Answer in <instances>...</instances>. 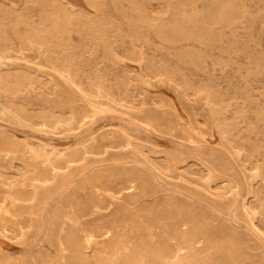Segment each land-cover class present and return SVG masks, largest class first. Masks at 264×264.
Masks as SVG:
<instances>
[{
	"label": "rangeland",
	"instance_id": "rangeland-1",
	"mask_svg": "<svg viewBox=\"0 0 264 264\" xmlns=\"http://www.w3.org/2000/svg\"><path fill=\"white\" fill-rule=\"evenodd\" d=\"M1 11L0 196L53 183L41 181L44 206L20 199L0 216V264L57 257L60 213L71 235L106 246L102 264H264V0H0ZM4 222L32 223L33 240L9 239Z\"/></svg>",
	"mask_w": 264,
	"mask_h": 264
},
{
	"label": "bare ground",
	"instance_id": "bare-ground-1",
	"mask_svg": "<svg viewBox=\"0 0 264 264\" xmlns=\"http://www.w3.org/2000/svg\"><path fill=\"white\" fill-rule=\"evenodd\" d=\"M96 3V2H95ZM2 4V3H1ZM32 4H34V3H32ZM240 4V3H239ZM39 5V4H38ZM99 6V5H98ZM24 7V6H23ZM27 7V6H26ZM33 7H34V5H33ZM44 7H46V6H44ZM37 8V7H36ZM48 8V7H47ZM59 8V7H58ZM62 8V7H61ZM5 9V8H4ZM9 9V8H8ZM44 9V8H43ZM11 10V9H10ZM23 10V9H22ZM48 10H49V8H48ZM99 10V9H98ZM165 10V9H164ZM5 11V10H4ZM24 11V10H23ZM34 11H37V10H34ZM40 11V10H39ZM42 11V10H41ZM151 11V10H150ZM6 12V11H5ZM9 12V11H8ZM61 12V11H60ZM0 13H4V12H0ZM58 13V12H57ZM99 13V12H98ZM52 14H53V12H52ZM1 15L2 14H0V18H1ZM12 15H13V13H12ZM29 15V14H28ZM54 15V14H53ZM53 15H51V16H53ZM59 15H61L60 13H59ZM58 15V16H59ZM157 15V14H156ZM159 15H160V13H159ZM7 16V15H6ZM11 16V15H10ZM9 16V17H10ZM16 16V15H15ZM30 17V16H29ZM55 18H56V16H54ZM4 18H5V16H4ZM15 18V17H14ZM18 18V17H17ZM34 18H35V16H34ZM40 18V17H39ZM63 18H65V17H63ZM63 18H61L62 20L61 21H63ZM6 19V18H5ZM8 19V18H7ZM6 19V20H7ZM10 19V18H9ZM8 19V20H9ZM29 19V18H28ZM33 19V18H32ZM36 19H38V18H36ZM59 19H60V17H59ZM12 20H13V18H12ZM57 20H58V18H57ZM10 21V20H9ZM9 21H7V22H9ZM55 21V20H54ZM15 23H16V20L14 21ZM19 22V21H18ZM59 22V21H58ZM1 23H3L2 21H1ZM12 23V22H11ZM25 23V22H24ZM37 23H38V21H37ZM56 23V22H55ZM61 23V22H60ZM67 23V22H66ZM14 24V23H13ZM19 24H21V23H19ZM18 24V25H19ZM5 25V24H4ZM58 25V24H57ZM57 25H56V27H57ZM64 25V24H63ZM5 26H7V25H5ZM26 26V25H25ZM41 26V25H40ZM43 26V25H42ZM1 27V26H0ZM8 27H10V26H7V28ZM17 27V26H16ZM19 27V26H18ZM28 27V26H27ZM26 27V28H27ZM112 27V26H111ZM29 28V27H28ZM48 28V27H47ZM62 29H63V27H61ZM113 28V27H112ZM13 29H15V26H14V28ZM17 29V28H16ZM33 29V28H32ZM29 30V29H28ZM61 30V29H60ZM2 32H5V30L4 31H2ZM44 32V31H43ZM42 32V33H43ZM47 32H48V30H47ZM46 32V33H47ZM6 33V32H5ZM17 33V32H16ZM20 33V32H19ZM25 33V32H24ZM31 33V32H30ZM45 33V32H44ZM45 33V34H46ZM63 33H65V31L63 32ZM80 33V32H79ZM78 33V34H79ZM27 34V33H26ZM66 34V33H65ZM97 34V33H96ZM6 35V34H5ZM23 36V35H22ZM50 37V36H49ZM1 38V37H0ZM6 38V37H5ZM5 38H3V40L5 39ZM23 39V38H22ZM25 39V38H24ZM31 39V38H30ZM29 39V40H30ZM50 39H52V37L50 38ZM49 39V40H50ZM128 39V38H127ZM27 41V40H26ZM58 41V40H57ZM5 42V41H4ZM12 42V41H11ZM10 42V43H11ZM6 43V42H5ZM9 43V44H10ZM50 43V42H49ZM61 43V42H60ZM130 43V42H129ZM2 44V43H1ZM12 44V43H11ZM26 44V43H25ZM36 44V43H35ZM136 45V44H135ZM11 46V45H10ZM40 46V45H39ZM60 46V45H59ZM139 46V45H138ZM183 46V45H182ZM12 47H13V45H12ZM15 48V47H14ZM17 48V47H16ZM28 48V47H27ZM26 48V49H27ZM66 48H67V46H66ZM4 49H5V47H4ZM6 49H8V48H6ZM112 49V48H111ZM135 49V48H134ZM17 50V49H16ZM24 50V49H23ZM45 50V49H44ZM60 50V49H59ZM63 50V49H62ZM138 50V49H137ZM4 51V50H3ZM98 52V51H97ZM114 52V51H113ZM18 52H16V54H17ZM64 53V52H63ZM68 53V52H67ZM115 53V52H114ZM83 54V53H82ZM94 54V53H93ZM131 56V55H130ZM65 57V56H64ZM89 57V56H88ZM57 58V57H56ZM93 58V57H92ZM98 58V57H97ZM100 58V57H99ZM69 59V58H68ZM67 59V60H68ZM94 59V58H93ZM11 60V59H10ZM129 60V59H128ZM150 60H152V59H150ZM1 61V60H0ZM4 62H7V63H10V62H12V61H10L9 62V60H7V61H5V60H3ZM13 62H15V61H13ZM18 63L20 62L21 63V61H17ZM23 62V61H22ZM62 62V61H61ZM110 62V61H109ZM13 64V63H12ZM26 64H28V63H26ZM114 64V63H113ZM162 64V63H161ZM28 65H30V64H28ZM158 65V64H157ZM168 65V64H167ZM30 66H32V64L30 65ZM170 66V65H169ZM33 67H35V66H33ZM39 68V67H38ZM64 68V67H63ZM149 68H151V67H149ZM65 69V68H64ZM70 69V68H69ZM42 70V69H41ZM162 70V69H161ZM51 71V70H50ZM100 71V70H99ZM16 72V71H15ZM19 72H21V71H19ZM25 72V71H24ZM150 72V71H149ZM157 72V71H156ZM176 72V71H175ZM4 73H6V72H4ZM8 73V72H7ZM66 73V72H65ZM24 74H26V72L24 73ZM23 74V75H24ZM69 74V73H68ZM89 74V73H88ZM166 74V73H165ZM14 75V74H13ZM17 75V74H16ZM2 76V75H1ZM18 76H20V75H18ZM24 76H26V75H24ZM169 76H170V74H169ZM186 76V75H185ZM6 77V76H5ZM30 77V76H29ZM158 77V76H157ZM8 78V77H7ZM11 78V77H10ZM61 78H63V77H61ZM75 78V77H74ZM121 78V77H120ZM159 78V77H158ZM3 79V78H2ZM1 79V80H2ZM24 79V78H23ZM122 79V78H121ZM96 80V79H95ZM4 81V80H3ZM20 81V80H19ZM63 81H65V80H63ZM77 81V80H76ZM92 81V80H91ZM122 81V80H121ZM68 82V81H67ZM99 82V81H98ZM0 83H1V81H0ZM95 83V82H94ZM215 83V82H214ZM20 84V83H19ZM76 84V83H75ZM126 84V83H125ZM43 85V84H42ZM70 85H72V84H70ZM77 85V84H76ZM16 86V85H15ZM68 86V85H67ZM103 86V85H102ZM216 86V85H215ZM6 87V86H5ZM17 87V86H16ZM72 87H73V85H72ZM4 88V87H3ZM19 88V87H18ZM55 88H58V87H55ZM74 88V87H73ZM97 88V87H96ZM236 88V87H235ZM15 89H17V88H15ZM88 89V88H87ZM93 89V88H92ZM104 89V88H103ZM218 89V88H217ZM216 89V90H217ZM2 90V89H1ZM73 90V89H72ZM85 90V89H84ZM17 91V90H16ZM89 91H90V89H89ZM104 91V90H103ZM128 91V90H127ZM3 92H5V91H3ZM55 92V91H54ZM206 92H208V91H206ZM212 92V91H211ZM18 93V92H17ZM74 93V92H73ZM82 93V92H81ZM217 93V92H216ZM124 94V93H123ZM187 95V94H186ZM204 95V94H203ZM96 96V95H95ZM54 97V96H53ZM5 98V97H4ZM129 98V97H128ZM214 98V97H213ZM54 99V98H53ZM85 100V99H84ZM151 100V99H150ZM205 100V99H204ZM128 101V100H127ZM4 102V101H3ZM9 102V101H8ZM7 102V104H9ZM87 102H89V101H87ZM6 103V102H5ZM193 103V102H192ZM232 103V102H231ZM7 104H5V105H7ZM89 104H90V102H89ZM166 104V103H165ZM10 105H11V103H10ZM10 105L8 106V107H10ZM92 105V104H91ZM91 105H89V106H91ZM98 105V104H97ZM215 105V104H214ZM141 106V105H140ZM158 106V105H157ZM8 107L6 106L5 108H7L8 109ZM15 107V106H14ZM120 107V106H119ZM215 107V106H214ZM229 107V106H228ZM18 109H21V108H18ZM23 109V108H22ZM103 110V112L105 111L104 109H102ZM155 110V109H154ZM173 110V109H172ZM19 111V110H18ZM17 111V113H19ZM22 111V110H21ZM20 111V112H21ZM25 111V110H24ZM169 111V110H168ZM39 112V111H38ZM44 112H46V111H44ZM84 112V111H83ZM31 113V112H30ZM48 113H50V112H48ZM47 113V114H48ZM88 113V112H87ZM98 113V112H97ZM221 113V112H220ZM14 114H16V112L14 113ZM45 114V113H44ZM44 114H42V116L44 115ZM76 114V113H75ZM217 114V113H216ZM242 114V113H241ZM19 114H17V116H18ZM49 115V114H48ZM48 115H46V116H48ZM69 115V114H68ZM88 115V114H87ZM28 116V115H27ZM37 116H38V114H37ZM61 115H59V117H60ZM81 116V115H80ZM50 117V116H49ZM53 117V116H52ZM59 117H58V119H59ZM157 117V116H156ZM28 118H30V114H29V117ZM37 118V117H36ZM42 119H43V117H41ZM85 118V117H84ZM83 118V119H84ZM25 119V118H24ZM34 119V118H33ZM38 119V118H37ZM41 119V120H42ZM47 119V118H46ZM62 119H63V117H62ZM64 119L65 120H67V118H65L64 117ZM63 119V120H64ZM50 120V119H49ZM37 121V120H36ZM45 122H46V120H44ZM81 121H82V119H81ZM253 121V120H252ZM61 122V121H60ZM63 122V121H62ZM65 122V121H64ZM67 122V121H66ZM80 122V121H79ZM235 122V121H234ZM32 123V122H31ZM33 123H36V122H33ZM47 123V122H46ZM55 123V122H54ZM58 123H59V121H58ZM38 124H41L40 122L38 123ZM37 124V125H38ZM64 124V123H63ZM78 124V123H77ZM229 124V123H228ZM31 125H33V124H31ZM49 125H51V124H49ZM34 126V125H33ZM36 126V125H35ZM34 126V127H35ZM130 126V125H129ZM55 126H53L52 125V128H54ZM132 127H133V125H132ZM237 127V126H236ZM50 128V127H49ZM111 130H114V129H111ZM115 130H117V129H115ZM233 130V129H232ZM124 133V132H123ZM125 134V133H124ZM225 135H227V134H225ZM9 136V135H8ZM125 136V135H124ZM232 136V135H231ZM109 138V137H108ZM117 138H118V136H117ZM7 139V138H6ZM10 139V138H9ZM110 139V138H109ZM180 139V138H179ZM5 140V139H4ZM95 141V140H94ZM100 141V140H99ZM129 141V140H128ZM131 141H134V140H131ZM6 142V141H5ZM11 142H12V140H11ZM18 142V141H17ZM130 142V141H129ZM7 143V142H6ZM10 143V142H9ZM9 143H8V145H9ZM116 143V142H115ZM235 143V142H234ZM3 144H4V141H3ZM97 144H100V142L99 143H97ZM103 144V143H102ZM7 145V144H6ZM5 145V146H6ZM4 146V145H3ZM105 146V145H104ZM116 146V145H115ZM7 147V146H6ZM9 147V146H8ZM7 147V148H8ZM11 147V146H10ZM10 147H9V149H10ZM103 147V146H102ZM102 147H101V149H102ZM110 147V146H109ZM111 147H112V145H111ZM117 147V146H116ZM235 147V146H234ZM84 148V147H83ZM106 148V147H105ZM85 149V148H84ZM98 149V148H97ZM109 149V148H108ZM114 149H115V147H114ZM99 150V149H98ZM112 150V149H111ZM106 151V150H105ZM99 152H100V150H99ZM101 152H102V150H101ZM104 154V153H103ZM98 155H99V153H98ZM101 155V154H100ZM107 155V154H106ZM93 156H95L94 154H93ZM38 158V157H37ZM176 158V157H175ZM111 159V158H110ZM81 161V160H80ZM76 162V161H75ZM83 163V162H82ZM86 163V162H85ZM84 163V164H85ZM58 164V163H57ZM78 164V163H77ZM81 164V163H80ZM157 164V163H156ZM175 164V163H174ZM63 165V164H62ZM70 165V164H69ZM61 166V165H60ZM78 166V165H77ZM84 166V165H83ZM209 166V165H208ZM3 167V166H2ZM18 167V166H17ZM79 167V166H78ZM82 167V166H81ZM162 167V166H161ZM47 169V168H46ZM54 169H55V167H54ZM137 169V168H136ZM65 170V169H64ZM101 171H103V170H101ZM26 172V171H25ZM65 172V171H64ZM63 172V173H64ZM54 173V172H53ZM56 173V172H55ZM127 174V173H126ZM129 174V173H128ZM131 174V173H130ZM88 175V174H87ZM140 175V174H139ZM50 176V175H49ZM71 177V176H70ZM92 177V176H91ZM90 177V178H91ZM143 177V176H142ZM43 178V179H42ZM39 177V178H37L36 179V181H39L40 183H36L35 184V187H36V192H35V194L33 195V196H28V197H25V196H21V198H19V199H17L16 197L15 198H12L11 200H7V198H3L2 199V197L0 198V199H2L1 200V202L0 203H2V204H0V216H2L4 213H7V212H9L10 213V210H11V208L14 206V208H16V207H19L20 205H21V203H20V199H23L24 201H29V200H34L33 202H31V203H28V204H25L27 207H28V209H39L40 207H41V205H43L44 206V204H45V199L41 196V191H40V189H41V187L42 188H44V190H46V187H48L47 185H43V182H41V181H45V182H47V183H49L50 181H51V179L49 180V178L47 177V176H44V177ZM89 178V179H90ZM201 178V177H200ZM88 179V180H89ZM92 179V178H91ZM95 179V178H94ZM149 179V178H148ZM86 180V179H85ZM99 180V179H98ZM141 180V179H140ZM31 181V180H30ZM118 181V180H117ZM116 181V182H117ZM119 181H121V180H119ZM52 182V181H51ZM57 183H58V181H56ZM91 182V181H90ZM139 182V181H138ZM137 182V183H138ZM141 182H142V180H141ZM33 183V182H32ZM53 183V182H52ZM96 183V182H95ZM115 183V182H114ZM136 183V184H137ZM143 183H145V182H143ZM21 184V183H20ZM84 184V183H83ZM102 184V183H101ZM148 184V183H147ZM19 186V185H18ZM30 186V185H29ZM53 186H55V188L56 189H59V188H61V185L60 184H53ZM90 186H92V185H90ZM109 186V185H108ZM133 186H134V184H133ZM92 188V187H91ZM84 189H86L85 187H84ZM97 189V188H96ZM216 189V188H215ZM27 190V189H26ZM220 190V189H219ZM98 191V190H97ZM122 191V190H121ZM132 191H133V189H132ZM2 192V191H1ZM136 192H139L138 190L136 191ZM3 193V192H2ZM11 193V192H10ZM9 193V194H10ZM128 193V192H127ZM131 193V192H130ZM8 194V193H7ZM13 194H14V192H13ZM112 194H113V192H112ZM2 195V194H1ZM11 195V194H10ZM107 195V194H106ZM7 196V195H6ZM9 196V195H8ZM129 197V196H128ZM229 197V196H228ZM130 198V197H129ZM134 199V198H133ZM83 200V199H82ZM90 200V199H89ZM75 201V200H74ZM216 201V200H215ZM90 202V201H89ZM88 202V203H89ZM62 203V202H61ZM83 203V202H82ZM81 203V204H82ZM87 204V203H86ZM90 204V203H89ZM96 204V203H95ZM183 204H184V202H183ZM224 204V203H223ZM85 205V204H84ZM88 205V204H87ZM91 205H93V204H91ZM250 205V204H249ZM42 206V207H43ZM86 206V205H85ZM89 206V205H88ZM245 206H246V204H245ZM47 207V206H46ZM93 207H94V205H93ZM182 208H183V206H181ZM87 208V207H86ZM86 208H84L85 210H86ZM163 208V207H162ZM161 208V209H162ZM169 208V207H168ZM171 208V207H170ZM198 208V207H197ZM196 208V209H197ZM252 208V207H251ZM89 209V208H88ZM104 209V208H103ZM21 210H22V208H21ZM81 210V209H80ZM79 210V211H80ZM170 210V209H169ZM189 210V209H188ZM192 211L194 210V209H191ZM191 211V212H192ZM14 212V211H13ZM76 212V211H75ZM83 212V211H82ZM90 212V211H89ZM201 212V211H200ZM81 213V212H80ZM21 215H22V213H20ZM32 214V213H31ZM20 215V216H21ZM66 215V214H65ZM8 217V216H7ZM62 217H63V214L62 213H60L59 214V218H58V220H56L55 221V223H54V226H53V240H52V245L53 246H55V248L57 249L56 251H57V257H53L52 256V254L50 253V251L49 252H47V254H45L44 256H42L41 257V260L40 261H36V264H78V262L80 261V263L81 264H102L103 263V257L104 256H106V257H108V253H109V251H107L106 249V246L103 244V245H100L99 244V242L97 241V239H96V236L94 235V234H92V233H88L84 238H78V237H76V236H73V235H71L70 233H69V231H68V228L66 227V222H64L63 221V219H62ZM207 217V216H206ZM205 217V218H206ZM14 218V217H13ZM54 218V217H53ZM77 218V217H76ZM23 219V218H22ZM210 219V218H209ZM76 220V219H75ZM206 220V219H205ZM99 221V220H98ZM97 220H96V222L95 223H97L98 222ZM209 221V220H208ZM165 222V221H164ZM201 223V222H200ZM113 224V223H112ZM162 224V223H161ZM109 225V224H108ZM116 225V224H115ZM186 225V224H185ZM201 225V224H200ZM114 226V225H113ZM219 226V225H218ZM2 227H3V231L2 232H4V234L9 238V239H11V240H14V241H16L17 243H23V242H28V241H30V240H33V237H32V231H33V233H34V231H35V227H34V225L32 224V223H30L29 225H27V226H25L24 224H22V223H18L17 225H11V224H9L8 222H4L3 224H2ZM118 227H120V226H118ZM200 227V226H199ZM27 228H29L28 230H27ZM216 228V227H215ZM215 228H214V230H215ZM222 228H224V227H222ZM213 229V228H212ZM116 230H119L120 231V229H116ZM236 230V229H235ZM190 231V230H189ZM219 231V230H218ZM217 231V232H218ZM225 231V230H224ZM117 232V231H116ZM211 232V231H210ZM213 232V231H212ZM227 232V231H226ZM223 233V232H222ZM221 233V234H222ZM231 233V232H230ZM152 234V233H151ZM224 234V233H223ZM226 234V233H225ZM237 234V233H236ZM203 235V234H202ZM233 235V234H232ZM239 235V234H238ZM108 236H110V234H108ZM107 236V237H108ZM183 236V235H182ZM181 236V237H182ZM185 236V235H184ZM183 236V237H184ZM186 236H187V234H186ZM185 236V237H186ZM188 237V236H187ZM194 237V236H193ZM213 237H214V235H213ZM218 237V236H217ZM219 237H221V236H219ZM226 237V236H225ZM229 238H231L232 239V237H229ZM234 238V237H233ZM52 239V238H51ZM128 239V238H127ZM197 239V238H196ZM196 239H194V240H196ZM223 239L225 240V238L223 237ZM244 239V238H243ZM192 240V239H191ZM214 240V239H213ZM126 241V240H125ZM204 241V240H203ZM231 241V240H230ZM230 241H228V242H230ZM238 241V240H237ZM154 242V241H153ZM181 242V241H180ZM223 242V241H222ZM242 242H243V240H242ZM162 243V242H161ZM158 244L159 246L160 245H162V244ZM225 243H226V241H225ZM168 244V243H167ZM209 244V243H208ZM119 245V244H118ZM120 245H121V243H120ZM127 245V244H126ZM164 245H166V244H164ZM211 245V244H210ZM209 245V246H210ZM186 246V245H185ZM115 247V246H114ZM155 247H156V245H155ZM224 247V246H223ZM106 248V249H105ZM163 248V247H162ZM198 248V247H197ZM91 250L92 251V253L91 254H89V253H87V250ZM128 249V248H127ZM160 249H161V247H160ZM174 249V248H173ZM180 249V248H179ZM186 249V248H185ZM195 249V248H194ZM154 250H155V248H154ZM157 250H159V248L157 249ZM175 250V249H174ZM123 251V250H122ZM126 251V250H125ZM145 251V250H144ZM231 251V250H230ZM146 252H148V251H146ZM153 252V251H152ZM159 251H157V253H158ZM162 252V251H161ZM171 252V251H170ZM174 252V251H173ZM184 252H186L185 250H184ZM191 252H192V249H191ZM42 253V255H43V253H44V251L43 252H41ZM150 253V252H149ZM160 253V252H159ZM175 253V252H174ZM179 253V252H178ZM161 254V253H160ZM171 254H172V252H171ZM183 253L181 252V255H182ZM218 254V253H217ZM162 255H163V253H162ZM185 255H186V253H185ZM114 258H117L118 256H119V253L117 252V250L115 251V253L112 255ZM154 256V255H153ZM160 256V255H159ZM166 256V255H165ZM169 256V255H168ZM171 256V255H170ZM177 256V255H176ZM139 257H140V255H139ZM145 256L143 255V259H146V258H144ZM147 257V256H146ZM157 257V256H156ZM211 257V256H210ZM162 258V257H161ZM171 258V257H170ZM37 259V258H36ZM164 259H166V258H164ZM257 259H259V258H257ZM141 260H142V257H141ZM242 260V259H241ZM256 260V259H255ZM254 260V261H255ZM139 261V260H138ZM154 261V260H153ZM170 261V260H169ZM258 261H260V260H258ZM145 262V261H144ZM157 262V261H156ZM222 262V261H221ZM244 262V261H243ZM34 263V262H33ZM138 263H140V261L138 262ZM147 263H148V261H147ZM155 263V262H154ZM167 263V262H166ZM165 263V264H166ZM181 263V262H180ZM239 263V262H238ZM241 263V262H240ZM2 264V263H1ZM168 264V263H167ZM251 264V263H250Z\"/></svg>",
	"mask_w": 264,
	"mask_h": 264
}]
</instances>
